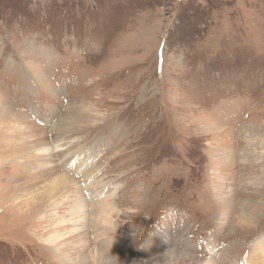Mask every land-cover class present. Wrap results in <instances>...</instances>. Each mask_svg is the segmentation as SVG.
I'll use <instances>...</instances> for the list:
<instances>
[{"label":"rangeland","instance_id":"obj_1","mask_svg":"<svg viewBox=\"0 0 264 264\" xmlns=\"http://www.w3.org/2000/svg\"><path fill=\"white\" fill-rule=\"evenodd\" d=\"M66 145L81 203L117 212L105 239L49 204L40 150ZM263 245L264 0H0V264H264Z\"/></svg>","mask_w":264,"mask_h":264},{"label":"bare ground","instance_id":"obj_2","mask_svg":"<svg viewBox=\"0 0 264 264\" xmlns=\"http://www.w3.org/2000/svg\"><path fill=\"white\" fill-rule=\"evenodd\" d=\"M55 130L56 131L54 133L58 134V132H57L58 130L57 129H55ZM59 139L61 140V139H63V137L59 136L58 140ZM71 148L72 147L70 145H69V147L67 146L66 148H61V147L59 148L57 146L56 149H47L46 151L44 149L40 150V155L38 154L41 162L44 159H46V162L49 161L47 164H45L44 167L46 169H48L49 171L53 172L51 175H49L51 177V185H50L49 191H48L49 192V196H48L49 197V204L52 208L56 209V207L58 208V206L60 204V202L58 203L59 199H61L62 202L64 200H74L76 203V206H74L72 208V211L68 212V215L70 216L69 219L71 221L76 219L80 213L86 214L85 209L87 208L86 211L90 212V214L88 216H93L92 218L95 219V222H98L97 224H94V232L96 234L95 236H97L96 239H100L101 237H103V239H105L107 237V234H109V235L114 234L113 233L114 229H112V224H113L112 220L113 219H111L109 217L112 216L113 214H117V212L114 209L113 204H110L111 201L110 202H101V203H97V204L93 203L90 206L88 205V202L86 203V201H83L81 203L82 195L77 190V189H79V187L77 185L78 181H77L76 177L63 172V168L65 167V165L70 163V161L74 157H76L80 154V153H75L74 155H68V152L70 151ZM10 150H13V149L10 148ZM25 156H23L24 159H25ZM29 156L31 157V155H29V153H27V156H26L27 159H29ZM56 157L63 158V161H61V160L60 161H56V160L54 161V159ZM74 172H77V171H74ZM75 174H77V173H75ZM84 181H88V180L85 179ZM93 187L94 186L91 183L89 185V190ZM106 201H107V199H106ZM64 202L65 203H63V205L68 204V201H64ZM39 206L41 207V205L38 203L36 207H39ZM83 209H84V211H83ZM248 209H251V208H250V206L247 205L245 210H242L241 211L242 213H239L240 214L239 216L237 215L238 216L237 220L239 221L238 222L239 227H242V228L243 227H249V226H252L253 224H255V223H253L254 218L256 217V214H259L261 211L260 208L255 207L251 211L250 216H249V215H247ZM64 222L68 223V220L65 219L58 226H56L57 227L56 229L49 230V231H51L50 232L51 234L49 235L48 238L45 239V242L47 243L48 246H52L54 249H62L68 245V243H66V241H69V240H67V238H64V234L60 233L61 231L64 230V227L67 226V225H64ZM105 226H108V228H106ZM105 231L108 233L106 234ZM75 232H77L76 229H75L74 233ZM73 245H76V244H73ZM263 248H264V245H263ZM61 256L67 259L68 253L63 252V253H61ZM251 259H253V256ZM251 259H248V260H251ZM249 263L251 264L250 261H249ZM66 264H72V261L68 258V260L66 261ZM95 264H99L98 260H96V259H95Z\"/></svg>","mask_w":264,"mask_h":264}]
</instances>
